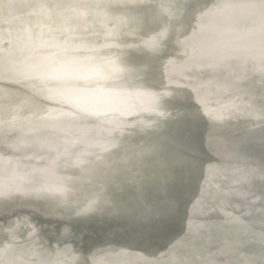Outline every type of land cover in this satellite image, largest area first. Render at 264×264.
Segmentation results:
<instances>
[{"label": "snow or ice", "instance_id": "snow-or-ice-1", "mask_svg": "<svg viewBox=\"0 0 264 264\" xmlns=\"http://www.w3.org/2000/svg\"><path fill=\"white\" fill-rule=\"evenodd\" d=\"M27 2L35 27L18 54L0 49V264H105L102 245L136 264H264V0H168L175 23L115 56L125 27L151 31L159 16ZM170 28L179 50L163 47ZM152 117L174 130L166 155L125 136ZM233 127L243 134L226 137ZM249 216L258 257L227 227L250 231Z\"/></svg>", "mask_w": 264, "mask_h": 264}, {"label": "bare ground", "instance_id": "bare-ground-1", "mask_svg": "<svg viewBox=\"0 0 264 264\" xmlns=\"http://www.w3.org/2000/svg\"><path fill=\"white\" fill-rule=\"evenodd\" d=\"M104 4L108 5L105 8L109 20H114L117 16L128 13L129 19L136 14L137 11H144L151 15H157L160 18L158 25L150 31L145 29L139 32H134L131 35H124L128 31L125 27L121 32V38L117 39L115 43L119 44V47H113L111 49H105L106 52L119 55L124 51V45L126 43L143 44V41L149 40L151 35L156 31L162 30L166 25L175 23L167 12L161 7L162 3H167L168 0H103ZM178 3H184V0H176ZM126 3H134L136 5L145 6L139 9H127L121 7ZM32 9L29 7L27 0H0V49H3L5 53L11 50L13 53L18 54V49L23 46L26 41L27 30L34 28L37 21V17L31 14ZM93 19L91 12L89 13V20ZM91 24V22H90ZM111 26V25H109ZM96 29H100V23L95 24ZM35 32V29H33ZM38 31V29H37ZM169 35L173 37L169 41L168 37H162L163 47L167 51L179 50V45L175 44L174 33L171 28L169 29ZM89 40H94L98 44L104 42L103 36L101 37H88ZM182 39V37H181ZM246 45L250 44V41H245ZM249 76L258 77L259 72L252 70V60H249L248 64ZM154 126L143 129H136L135 131L127 130L125 136L131 145H144L146 143L154 144L158 147L160 155H166L171 147L170 138L174 134V130L170 127L168 120L165 117H152ZM238 122L233 121V124ZM243 134V129L239 127H233L230 132H226L225 136L228 138L239 136ZM222 147L227 150L231 147L230 142H225ZM232 164H237L236 161H232ZM242 166V162L240 165ZM78 175H80L78 173ZM96 177H92L95 179ZM220 179H224L221 177ZM215 183V182H214ZM92 187L90 179L87 174H84V179L77 183V190L81 196L87 194L88 190ZM131 199V197H130ZM251 210L247 209L246 213H250ZM235 214V213H234ZM258 215V213L256 214ZM252 220L250 225V231L243 230V226L240 224H229L227 227L232 230L230 234H233L237 245L244 250L242 254L259 256V229L260 223L258 219L253 216H249ZM248 223V221H245ZM255 233V236L252 233ZM101 248L105 249L99 253L100 258L105 264H136L138 254L132 249H123L117 245L107 246L102 245ZM76 255H80L76 253Z\"/></svg>", "mask_w": 264, "mask_h": 264}]
</instances>
